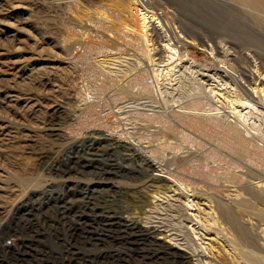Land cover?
Masks as SVG:
<instances>
[{"label":"rangeland","instance_id":"rangeland-1","mask_svg":"<svg viewBox=\"0 0 264 264\" xmlns=\"http://www.w3.org/2000/svg\"><path fill=\"white\" fill-rule=\"evenodd\" d=\"M206 10L0 0V204L32 191L55 264L77 263L72 246L82 264H182L161 262L165 246L189 264H264L263 15ZM115 195L124 224L105 227L97 200Z\"/></svg>","mask_w":264,"mask_h":264},{"label":"built area","instance_id":"built-area-1","mask_svg":"<svg viewBox=\"0 0 264 264\" xmlns=\"http://www.w3.org/2000/svg\"><path fill=\"white\" fill-rule=\"evenodd\" d=\"M32 200V191H28L22 200L0 204V264H55L57 254L52 246L59 238L48 231L34 235ZM76 249L72 246L69 252L77 262L73 264H82Z\"/></svg>","mask_w":264,"mask_h":264},{"label":"bare ground","instance_id":"bare-ground-1","mask_svg":"<svg viewBox=\"0 0 264 264\" xmlns=\"http://www.w3.org/2000/svg\"><path fill=\"white\" fill-rule=\"evenodd\" d=\"M166 1V0H165ZM184 1V3H187V0H182ZM190 1V0H189ZM198 0H191V2H193L194 4H196ZM203 2V4L206 6V15L210 16L212 19H214L217 23L218 20L219 21H227L230 22L229 19V13L231 10H236V11H240L239 9L243 8L244 12H242V14L244 15V17L246 18V20L251 21L252 19L249 18L247 11H249L250 13H252L253 15L256 16L257 18V14L259 15H263V21H264V0H200ZM241 5H240V4ZM144 5V4H143ZM201 5V4H199ZM145 6V5H144ZM197 8V6H194ZM147 8V6L145 7ZM198 10V8H197ZM139 11V15L142 17L143 20H147V18L149 17V13H147L146 11H144L143 9H138ZM203 12V11H202ZM248 12V13H249ZM249 14V15H252ZM258 15V16H259ZM154 14L151 15V17H153ZM252 17V16H251ZM255 20V19H254ZM260 20V19H259ZM253 21V20H252ZM257 22V20H256ZM146 23V22H143ZM259 23V22H258ZM263 24V23H262ZM217 25V24H216ZM219 25H217L218 27ZM190 28H193L191 26H189ZM142 33V32H141ZM184 34L186 36H191V32L190 31H185L184 30ZM142 36H144L145 34H141ZM114 37V36H113ZM198 39V38H196ZM199 40V39H198ZM114 41V40H113ZM178 41L181 42L178 38ZM182 43V42H181ZM234 61H239V58H232ZM223 71V70H222ZM225 73H227L228 76L232 75L229 71L224 70ZM261 84L264 85V80H261ZM123 87V86H122ZM256 89V88H255ZM122 92L125 90V86L124 89H121ZM120 90V91H121ZM262 92H264V87L261 88ZM125 94V93H124ZM263 98V97H262ZM240 146V145H239ZM238 146V147H239ZM114 145H111V148H113ZM117 147H120L118 144ZM115 148V149H116ZM240 148V147H239ZM241 149L244 150V148L241 147ZM241 151V150H240ZM241 154V153H240ZM115 167V166H114ZM150 167V166H149ZM148 167V168H149ZM116 168V167H115ZM114 168V169H115ZM121 172V171H120ZM125 172V171H124ZM145 173V172H144ZM152 174L145 173L146 175L144 176H149L148 178L150 179L149 181L155 183V182H161L164 181V175L162 173L157 172V169H153ZM109 178H107L108 180L111 178H114L116 175L119 174L118 171L115 172H110L108 173ZM105 181V180H104ZM101 181V182H104ZM148 181V179H147ZM148 181V182H149ZM113 184V183H112ZM141 197V196H140ZM117 202V203H115ZM139 203V207H142V202H144L143 200H138L137 201ZM137 207V206H136ZM138 208V207H137ZM97 211H99V213H101V218L103 220V226L105 227H111L113 225H117L120 223H123L122 219H123V213L125 212V207L121 205V203L119 201H117V195L114 196V199H105L104 201L101 200H97ZM222 217L224 216V213H222ZM101 221V220H100ZM127 222V221H126ZM135 222V221H134ZM124 224V223H123ZM129 224V223H128ZM126 223L125 227L127 230V225ZM133 224V223H132ZM121 225V224H120ZM119 225V226H120ZM123 226V225H122ZM134 226V225H133ZM137 226V225H136ZM140 226V224H139ZM142 226V225H141ZM140 226V227H141ZM118 227V225H117ZM121 228V227H119ZM143 228V227H142ZM139 228V229H142ZM154 228V227H153ZM133 229V228H132ZM135 229V228H134ZM156 231V230H155ZM126 232V231H125ZM139 232V231H138ZM148 232V231H147ZM132 234V233H131ZM138 234V233H137ZM140 234V233H139ZM154 234V233H152ZM148 235V234H147ZM146 235V236H147ZM148 237V236H147ZM135 238V237H134ZM133 239V238H132ZM148 239H151V242L156 246L158 243L161 244L160 242H156L155 238L153 237H148ZM108 240V239H107ZM134 240H138V239H134ZM146 240V239H144ZM147 241V240H146ZM151 244V243H150ZM163 244V243H162ZM127 245V244H126ZM161 247H163L162 245H160ZM154 247V246H153ZM156 248V247H155ZM159 248V247H158ZM151 249V248H150ZM154 250V249H153ZM164 252H161L159 254V258H161V262H164L165 260H170V259H176L179 263L182 264H189L188 262H186L187 259V254L185 252L181 253L179 252L180 250H175V248H173V246H165L164 247ZM175 261V260H174ZM125 264H129L128 261H125Z\"/></svg>","mask_w":264,"mask_h":264}]
</instances>
